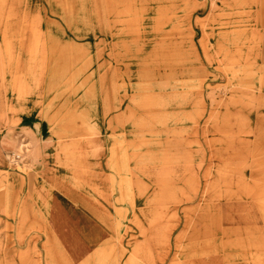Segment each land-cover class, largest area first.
Listing matches in <instances>:
<instances>
[{"label":"rangeland","instance_id":"obj_1","mask_svg":"<svg viewBox=\"0 0 264 264\" xmlns=\"http://www.w3.org/2000/svg\"><path fill=\"white\" fill-rule=\"evenodd\" d=\"M75 235L264 264V0H0V264Z\"/></svg>","mask_w":264,"mask_h":264},{"label":"crops","instance_id":"obj_2","mask_svg":"<svg viewBox=\"0 0 264 264\" xmlns=\"http://www.w3.org/2000/svg\"><path fill=\"white\" fill-rule=\"evenodd\" d=\"M56 228L58 227L48 225L46 226L45 231L51 233L59 232L60 229L59 228L56 229ZM80 230L82 229L80 228ZM69 243H70V246H68L69 254L75 260L76 262L75 264H77L78 262H80L81 264L83 263L88 264L89 262H91L92 250L94 247V242L91 237L84 236V238L82 239V236L75 235L72 237ZM165 247L166 248L168 247L167 244L165 245Z\"/></svg>","mask_w":264,"mask_h":264}]
</instances>
